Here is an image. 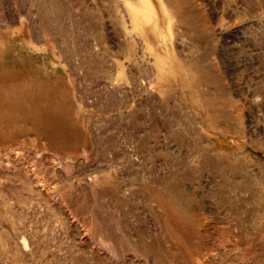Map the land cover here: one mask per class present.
Returning <instances> with one entry per match:
<instances>
[{
  "label": "rangeland",
  "instance_id": "obj_1",
  "mask_svg": "<svg viewBox=\"0 0 264 264\" xmlns=\"http://www.w3.org/2000/svg\"><path fill=\"white\" fill-rule=\"evenodd\" d=\"M17 90L68 136L0 125V264H264V0H0Z\"/></svg>",
  "mask_w": 264,
  "mask_h": 264
},
{
  "label": "bare ground",
  "instance_id": "obj_2",
  "mask_svg": "<svg viewBox=\"0 0 264 264\" xmlns=\"http://www.w3.org/2000/svg\"><path fill=\"white\" fill-rule=\"evenodd\" d=\"M142 7H145V6H142ZM139 10L136 8L133 9L134 19L137 22H139V20L141 21L142 19L141 17L143 15L142 13L143 10L142 12L141 10L140 11ZM147 13L148 12L146 11V15H148ZM145 17L143 19H145ZM15 97L16 98L23 97L24 98L23 102L25 103H20V105H17V102L14 103V101L5 100L4 98H6V96L4 95V93L0 94V99H3L2 104H0L1 105L0 125H2L1 126L2 128H6L8 126V118L10 116H13L16 113H19L20 115L24 117L32 118L34 128L37 129L41 135H45L49 139V142L51 144L59 142L64 137L68 136L67 135L68 131L64 129L65 128V122H64L65 121V105L63 102L58 101L55 103H51L45 99L41 101L40 104L38 103L34 104L33 98L25 97L22 90H17ZM3 133L4 132H0V134H3Z\"/></svg>",
  "mask_w": 264,
  "mask_h": 264
}]
</instances>
